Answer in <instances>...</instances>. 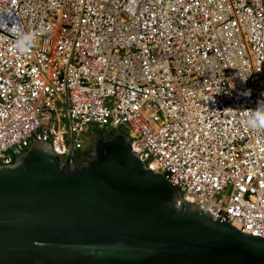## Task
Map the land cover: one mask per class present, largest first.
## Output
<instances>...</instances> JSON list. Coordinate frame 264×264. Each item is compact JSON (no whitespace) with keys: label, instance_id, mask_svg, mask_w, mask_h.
<instances>
[{"label":"built area","instance_id":"built-area-1","mask_svg":"<svg viewBox=\"0 0 264 264\" xmlns=\"http://www.w3.org/2000/svg\"><path fill=\"white\" fill-rule=\"evenodd\" d=\"M8 9L38 37L20 54L12 22L0 29V164L35 139L64 155L91 122L124 125L185 199L264 236V130L245 123L264 101V0H0Z\"/></svg>","mask_w":264,"mask_h":264},{"label":"water","instance_id":"water-1","mask_svg":"<svg viewBox=\"0 0 264 264\" xmlns=\"http://www.w3.org/2000/svg\"><path fill=\"white\" fill-rule=\"evenodd\" d=\"M81 162L32 141L0 164V264H264V236L181 196L123 133Z\"/></svg>","mask_w":264,"mask_h":264},{"label":"clouds","instance_id":"clouds-1","mask_svg":"<svg viewBox=\"0 0 264 264\" xmlns=\"http://www.w3.org/2000/svg\"><path fill=\"white\" fill-rule=\"evenodd\" d=\"M0 12H3V14H0V29H8V23L11 21L12 24H13V27L11 29H8L9 31L13 32L16 34V39H15V42H14V48L15 50L20 53V54H25L27 53L31 48L34 47L35 45V42L37 40V37H38V33L35 32V31H23L22 29H20L16 22L14 20H12V16H13V13H12V10L11 9H8V10H0ZM242 80L246 81L247 78H243L241 77ZM242 95L244 96H250L251 95V90H246L244 91L243 93H241ZM246 123V126L249 128V129H253V130H256V129H259V130H264V101H261L258 106L255 108V109H252V111L249 113V115L247 116V119L245 121ZM98 126H111V125H99L97 124ZM113 126H116V125H113ZM96 129L94 128H89L87 133L85 134V138H84V141H83V145L81 147H78V148H75V147H71L64 155L57 153L62 157L64 158L66 156L67 153H69V155L71 156L72 154V159L75 158V155L73 154V149H76V150H81L82 152L80 154H84L85 153H91L92 151V144H91V140L98 134H101V133H108L109 135H112V134H115V133H122V132H117L114 130V128H111V129H106L104 131H101V132H95ZM89 131H93L92 132V138L88 141V134H89ZM128 136V137H127ZM127 138L129 139V141L131 140L130 136L128 135L127 133ZM36 140V139H35ZM40 140V139H38ZM34 141V140H32ZM31 141V142H32ZM42 141H46L48 142L51 147L53 148L52 144L50 143V141L48 140H42ZM88 141V143H87ZM30 142V143H31ZM29 143V144H30ZM28 144V145H29ZM130 144H131V141H130ZM27 145V146H28ZM26 146V147H27ZM24 150V149H23ZM22 150V151H23ZM54 150V148H53ZM21 151V152H22ZM55 151V150H54ZM85 155V157L82 159V161L88 156ZM15 157V156H14ZM13 157V158H14ZM13 160V159H12ZM11 160V161H12ZM81 162V161H80ZM146 163V162H145ZM147 164V163H146ZM156 169V168H154ZM157 170H160V169H157ZM164 173L163 170H160ZM165 174V173H164ZM166 176V175H165ZM176 185V184H175ZM177 187V186H176ZM178 188V187H177ZM179 189V188H178ZM180 193H181V196L183 198H185L183 195H182V191L179 189ZM187 200V199H186ZM189 201V200H188ZM191 203H194L196 205H198L197 203L195 202H192V201H189ZM199 206V205H198ZM201 207V206H199ZM202 208V207H201ZM204 209V208H202ZM205 210V209H204ZM206 211V210H205ZM208 212V211H206ZM209 213V212H208ZM211 214V213H210ZM212 215V214H211ZM214 216V215H213ZM216 217H219V216H216ZM224 219V218H223ZM225 220H228V219H225ZM230 221V220H228ZM231 222V221H230ZM235 225V224H234ZM249 233V232H248Z\"/></svg>","mask_w":264,"mask_h":264},{"label":"rangeland","instance_id":"rangeland-1","mask_svg":"<svg viewBox=\"0 0 264 264\" xmlns=\"http://www.w3.org/2000/svg\"><path fill=\"white\" fill-rule=\"evenodd\" d=\"M90 128H94V129H96L95 130V132H101V131H104V130H106V129H111V128H114V130L115 131H117V132H122L125 136H127V133H128V128L126 127V126H124V125H116V126H113V125H111V126H107V127H105V126H98L97 125V123L96 122H91V124H90ZM92 132L93 131H89V134H88V141L92 138ZM128 137V136H127ZM88 141H87V143H88ZM73 151V154L75 155V156H78V157H81L83 154H80L82 151L81 150H76V149H73L72 150ZM71 156H72V154H71Z\"/></svg>","mask_w":264,"mask_h":264},{"label":"bare ground","instance_id":"bare-ground-1","mask_svg":"<svg viewBox=\"0 0 264 264\" xmlns=\"http://www.w3.org/2000/svg\"><path fill=\"white\" fill-rule=\"evenodd\" d=\"M127 19H128V18H127ZM160 29L163 30L164 28H163V27H160ZM163 31H164V30H163ZM158 37H159V35H158ZM161 43H162V41H161ZM124 64H125V65H128V62H127V61H124ZM129 66L132 67V65H129ZM133 69H135V68H133ZM141 69H142V72H144V74H146V73H145V67H143V65H142V68H141Z\"/></svg>","mask_w":264,"mask_h":264},{"label":"flooded vegetation","instance_id":"flooded-vegetation-1","mask_svg":"<svg viewBox=\"0 0 264 264\" xmlns=\"http://www.w3.org/2000/svg\"><path fill=\"white\" fill-rule=\"evenodd\" d=\"M88 153H85V155H87ZM85 155L83 154L81 157H78V156H75V158H73L74 159V161H76V162H80V161H82V159L85 157Z\"/></svg>","mask_w":264,"mask_h":264}]
</instances>
